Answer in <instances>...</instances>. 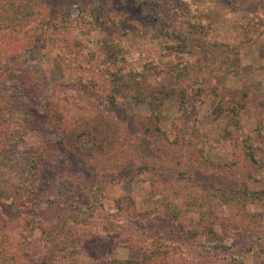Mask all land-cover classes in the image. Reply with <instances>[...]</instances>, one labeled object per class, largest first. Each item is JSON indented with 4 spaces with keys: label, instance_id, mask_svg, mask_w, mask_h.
<instances>
[{
    "label": "trees",
    "instance_id": "1",
    "mask_svg": "<svg viewBox=\"0 0 264 264\" xmlns=\"http://www.w3.org/2000/svg\"><path fill=\"white\" fill-rule=\"evenodd\" d=\"M113 1L0 0V94L3 95L0 125L7 126L15 139L21 137L17 145L0 149V216L4 204H9L21 212L25 228L40 232L39 264H79L78 253L88 256L90 250L97 252L102 248L100 243L127 235L134 227L132 224L146 225L157 217L170 221L173 227L141 239L118 241L111 255L89 256L91 264H202L205 254L220 257V249L228 248L233 234L254 230L260 218L248 205L261 201L262 191L199 182L183 171L178 172L175 181L151 175L150 195H165L166 204L138 210L131 198L127 202L116 198L112 207L107 206L100 188L87 187V178L78 171H61L49 189H39L44 170L38 162L40 159L59 154L61 146L78 159H88L96 151L105 149L110 141L109 135L96 127L71 130L70 115L83 112L85 115L77 114L80 115L77 120H89L92 116L81 90L70 87L58 91L42 75L34 77L30 74L32 71H27L29 53L42 40H62L60 56L77 86L87 84L98 91L100 75L107 74L104 105L115 104L118 97H132L137 103L156 107L176 96L185 106L196 100L203 101L210 93L221 97L227 75L239 74V46L222 39L221 32L213 24L205 23L194 9L188 17L183 16L184 28L178 23L160 21L158 31L162 41L157 46L171 58L168 73L172 80L156 86L145 83L156 62L139 60L124 44L114 46L106 41L66 36L74 24L73 6L77 10L75 22L94 30L104 25L109 11L115 10ZM160 2L169 4L168 0H158L157 4ZM179 14L183 15L180 11ZM155 19L159 20L157 16ZM244 24L255 26L257 34L264 33L258 18L249 15ZM256 37L250 35L245 42L248 44ZM192 38L196 39L200 56L191 48ZM17 75L30 83L27 93L12 83L13 76ZM219 100L212 114L227 118L222 137L231 143L236 156L243 155L250 163H260L242 124L241 112L255 118V130L264 137V106L252 111L245 102L225 104ZM36 114L51 119L52 125L44 131L45 141L36 142L34 151H30L28 137L36 132L42 134L34 120ZM155 129L160 131L159 126ZM143 166L138 165L136 174L145 170ZM223 204H232L234 208L227 216H217L216 210ZM186 212L196 214L197 219L179 222ZM10 242V233L1 227L0 264H29L22 251L10 248ZM253 247L264 255V248ZM117 248H135L141 256L118 258Z\"/></svg>",
    "mask_w": 264,
    "mask_h": 264
},
{
    "label": "rangeland",
    "instance_id": "2",
    "mask_svg": "<svg viewBox=\"0 0 264 264\" xmlns=\"http://www.w3.org/2000/svg\"><path fill=\"white\" fill-rule=\"evenodd\" d=\"M157 1L114 0L115 10L109 11L104 25L94 30H87L75 22L77 10L73 6L71 14L74 24L66 36L106 41L114 46L124 44L139 60L156 62L155 70L145 80L146 84L156 86L172 80L168 73L171 58L157 46L162 41L158 31L160 21L178 23L179 27L184 28L186 23L183 16L188 17L194 9L205 23L213 24L221 32L222 39L239 46V74L227 75L221 88V97L210 93L203 101L196 100L185 106L176 96L156 107L137 103L132 97H118L115 104L104 105L102 97L108 90L107 74L100 75L101 86L98 91L87 84L77 86L72 81L71 71L64 58L60 56L62 40H42L29 53L27 71H32L30 74L34 77L42 75L58 91L70 87L81 90L85 96L84 102L90 106L88 113L92 116L89 120H77L83 112L70 115L73 119L68 123L71 130L78 131L84 126L96 127L101 133H107L110 141L105 149L96 151L88 159L76 158L65 146H61L59 154L40 159L38 162L44 166V170L39 189H49L50 183L61 171H78L87 178V187L100 188L107 206L112 207L116 198L124 201L131 198L138 210L166 204L165 195H150L151 175L175 181L178 172L183 171L199 182L210 181L224 188L245 187L251 191H262L263 199L248 205L260 218L254 230L233 234L228 248L225 251L220 249V257L205 254L202 264H264L263 253L253 247L259 245L264 248V137L255 130V118L242 111V124L260 158V163H250L243 155L236 156L231 143L222 137L227 118L223 114H212L214 107L220 103L219 99L225 104L245 102L252 111H259L264 106V33L257 34L255 26L244 24L251 15L258 18L264 27V0H168L169 4H157ZM156 16L159 20L155 19ZM250 35L257 37L247 44L245 41ZM190 40L194 54L200 56L196 39ZM12 83L26 93L30 85L20 75L13 76ZM34 120L42 134L36 132L28 137L30 151H34L36 142L45 141L44 131L52 125L51 119L40 114H36ZM86 120L89 122L85 123ZM156 126H159L160 131L155 129ZM16 140L7 126L0 125V149L17 145L21 137ZM138 165H145V170L136 174ZM6 183L9 184V180ZM233 208L232 204H223L217 208V216H227ZM193 218L196 220L197 215L186 212L178 221L188 222ZM131 226L134 227L129 233L118 240L100 243L101 250H90L88 256L78 253L79 264H91V255H111L110 251L114 250L118 241L141 239L151 233L168 230L173 227V223L157 217L146 225L134 223ZM1 227L11 235L9 245L12 250L22 251L29 264H39L37 256L42 247L40 232L25 228L17 208L4 204L0 216ZM215 227L219 230L218 224ZM116 255L118 258L141 256L135 248H117Z\"/></svg>",
    "mask_w": 264,
    "mask_h": 264
}]
</instances>
